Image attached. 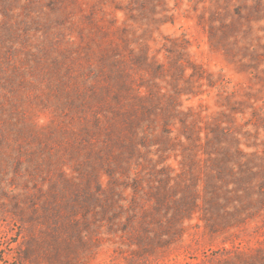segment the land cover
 I'll return each instance as SVG.
<instances>
[{
    "label": "rangeland",
    "instance_id": "1",
    "mask_svg": "<svg viewBox=\"0 0 264 264\" xmlns=\"http://www.w3.org/2000/svg\"><path fill=\"white\" fill-rule=\"evenodd\" d=\"M0 264H264V0H0Z\"/></svg>",
    "mask_w": 264,
    "mask_h": 264
}]
</instances>
